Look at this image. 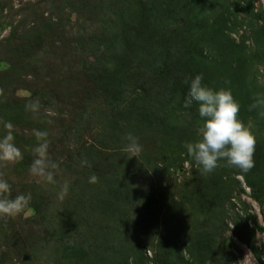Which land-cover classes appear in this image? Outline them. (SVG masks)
<instances>
[{"label":"trees","instance_id":"obj_1","mask_svg":"<svg viewBox=\"0 0 264 264\" xmlns=\"http://www.w3.org/2000/svg\"><path fill=\"white\" fill-rule=\"evenodd\" d=\"M43 1L46 10L24 15L12 27L0 56L8 64L0 69V136L10 122L23 154L18 170L32 162L33 130L48 131L47 118L60 120L63 106L75 111L70 122H62L67 128L62 134L49 135V147L54 141L64 145L55 178L69 181L67 197L59 201L58 185L45 188L34 180L11 192V198L32 197L28 209L37 228L27 245L22 238L25 263L239 264L231 249L235 244L226 247L221 236L226 204L244 191L237 176L260 190L255 199L264 195V117L260 109L249 111L253 96L264 93L259 82L264 79V9L254 0ZM133 47L141 49L140 60L130 52ZM58 55L71 59L80 75L68 73L62 81L51 76ZM198 74L209 87L230 89L240 119L251 124L257 143L250 172L218 167L202 176L187 155L184 144L196 138L201 118L196 102L184 107L189 91L184 81ZM19 88L30 96L15 95ZM50 94L59 98L58 117L33 119L25 104L38 98L42 107H50ZM132 125L147 149L139 160L110 162L96 144ZM92 129L88 142L83 132ZM123 162L129 163L124 171L118 169ZM93 174L97 183H89ZM104 185L107 199L99 202ZM98 215L101 222L94 225ZM9 221H0V246ZM230 221L236 237L261 259L254 240L257 217L236 215ZM88 231H93L89 238ZM3 251L0 258L8 253Z\"/></svg>","mask_w":264,"mask_h":264},{"label":"clouds","instance_id":"obj_2","mask_svg":"<svg viewBox=\"0 0 264 264\" xmlns=\"http://www.w3.org/2000/svg\"><path fill=\"white\" fill-rule=\"evenodd\" d=\"M184 82L189 85L184 107L188 108L196 102L201 118L196 127V138L191 142L186 141L184 148L187 155L195 161L200 174L207 176L218 167L232 168L242 173L250 172L255 166L257 140L251 124H246L240 119V105L231 90L226 88L217 90L205 85L202 74L186 78ZM41 107L38 98L29 99L25 104V111L31 113L33 119H37L41 114ZM254 109H260L259 115L264 117V93L253 96L249 111ZM45 115L51 117L55 113L49 108L45 110ZM3 128L6 129V134L0 136V168L23 160V154L14 142L13 125L10 122L4 123ZM33 135L37 143L31 149L33 159L28 169L29 175L45 188L49 185H58L56 197L63 201L69 192V181L59 183L55 178L60 163L49 155V132L34 129ZM124 139L127 143L122 151L126 153L128 159L136 157L139 160L142 146L138 138L129 132ZM221 161L224 163L221 164ZM87 163V160L82 161V164ZM97 182L98 178L94 174L90 176L89 183ZM11 192V184L0 177V221L5 223L8 219L25 213L32 199L30 193L18 194L11 198Z\"/></svg>","mask_w":264,"mask_h":264},{"label":"rangeland","instance_id":"obj_3","mask_svg":"<svg viewBox=\"0 0 264 264\" xmlns=\"http://www.w3.org/2000/svg\"><path fill=\"white\" fill-rule=\"evenodd\" d=\"M1 5L3 8H0V56L2 55V52L7 47V42L5 41V38L8 37L10 30L13 26H18L20 23V20L24 17V15L31 17V14H37L40 15L43 10H46L47 5L44 3L43 0H0ZM0 5V7H1ZM255 7H261L264 9V0H254ZM32 12V13H31ZM73 19V16H72ZM11 43L17 42L15 38L10 39ZM130 52L135 55V59L140 60L141 56L138 55V52L141 50L139 48L133 47L129 48ZM52 67L50 69L49 74L53 77H57L56 79H59L62 81L64 79V75H67L68 73H76L77 66L72 62L71 59H63L60 55L53 57L52 59ZM8 67V64L6 62H3V60L0 62V69H4ZM261 68V67H260ZM79 71V70H78ZM261 72L264 73V70L261 68ZM80 75V73H76ZM59 76V77H58ZM259 82H264L263 77H259ZM50 88H57L56 86L50 87ZM81 89V88H80ZM15 95H18L20 97H29L30 92L19 88L16 89L14 92ZM51 98L49 99L51 101L50 107L48 105L43 104V107H41V117H47L45 115V110L51 108L53 109L55 115L51 117H58V109L57 105L59 104V98L58 96H55L54 94H50ZM48 99V98H46ZM63 99H66V97H63ZM66 101V100H65ZM74 106H63L61 109V115L60 120H52L50 118H47L46 122V128L48 129L49 135H52V131H57L59 134H62V130L67 129L63 125L71 121V119L74 117ZM62 117L64 120H62ZM51 121V122H49ZM132 124H135V121L131 122ZM15 126L18 129L22 130L23 125H17ZM98 128V127H97ZM131 132L134 136L138 138V142L142 146V153L144 149H147V146L143 143L142 137L140 134L139 128L132 125L130 129H121L120 131H117L114 137H111V135L108 136L107 139H103V141L100 144H96L99 148H101L102 151L109 154V160L110 162L113 161H126L127 158L126 153L122 151L123 147L127 143L124 137ZM94 133L93 129L90 131L83 132V136L87 138V141L90 142L92 139V134ZM60 141H54V146L49 147V155L50 157L59 162L61 161V157L63 155V147L64 145L61 144ZM73 143L72 140L68 141L67 145ZM141 153V154H142ZM141 156V155H140ZM121 165H118V169H122L124 171V166L128 165L129 163H124ZM136 161H132V164L135 165ZM188 167V164L185 163L183 168H180L178 170V173H182L185 171V169ZM148 168L142 170L147 171ZM1 171H4L5 173H1ZM0 173L2 178L11 179V185L12 189H14L15 192L21 188V185L23 183H28L30 181H36L35 178L31 177L29 175L28 169L23 170L17 169L16 164L9 165L4 168H0ZM59 174V172H58ZM237 179L240 183V186L244 189L243 192L240 193V197L237 198L236 196H233L230 202H228L225 206L226 209V217H225V223L222 227L223 229V235L221 236L224 240V245L226 247L227 244L232 241L235 246L231 249L233 250V254L236 256L237 262L239 264H264V195L262 197H259L260 199H255L253 197L254 193L260 192L259 189H252L245 185L243 179L240 176H237ZM62 175L58 178L59 183H63ZM109 188L104 185L100 187V191L98 193V200L101 202L103 198H106L107 192ZM107 199V198H106ZM249 214H253L257 217V223L258 226L255 228V235L254 240L255 244L258 246V251L260 252L261 259H258L254 256V254L248 249V247L241 242L236 235L234 234V229L236 226L230 221V219H233L236 215L239 217H247ZM34 211L32 209L26 210L25 213L21 214L20 216L16 218H10L9 222H11L10 226L4 230V235L2 236V244L0 246V251L5 250L8 251V253L3 254V256H6L4 258H0V264H26V260L24 259L25 253L22 249L23 243L22 238L25 241V245H27V239L29 238L31 231H34L36 227V218H33ZM100 216H96L93 219V224H99ZM26 220V221H24ZM92 224V225H93ZM93 225V226H94ZM252 225V223L250 224ZM262 226L263 228L259 227ZM51 228L52 226L49 224L48 226ZM93 231H88L87 238L90 237ZM98 232V231H97ZM47 244L46 250H50L48 248ZM48 248V249H47ZM230 248V247H228ZM10 253V254H9ZM148 256L152 255V251L149 250L147 252ZM2 256V257H3ZM51 261V260H50ZM49 261V262H50ZM43 262V261H42ZM40 261L39 263L42 264ZM52 263V262H51Z\"/></svg>","mask_w":264,"mask_h":264}]
</instances>
